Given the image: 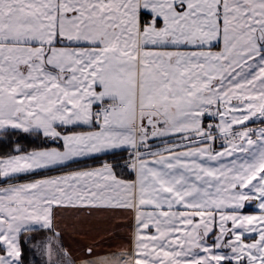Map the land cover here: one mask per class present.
Listing matches in <instances>:
<instances>
[{
  "label": "snow or ice",
  "instance_id": "1",
  "mask_svg": "<svg viewBox=\"0 0 264 264\" xmlns=\"http://www.w3.org/2000/svg\"><path fill=\"white\" fill-rule=\"evenodd\" d=\"M0 148V264H264V0H0Z\"/></svg>",
  "mask_w": 264,
  "mask_h": 264
},
{
  "label": "crops",
  "instance_id": "2",
  "mask_svg": "<svg viewBox=\"0 0 264 264\" xmlns=\"http://www.w3.org/2000/svg\"><path fill=\"white\" fill-rule=\"evenodd\" d=\"M158 143V142H154ZM89 159V158H85ZM103 163L97 165L83 166L79 168H94L100 167ZM67 171V170H66ZM59 172L51 173L50 175H58ZM134 178V176H133ZM79 220L85 224L86 234H76L71 228H64L65 225H70L76 223ZM131 214H121L120 218L112 219L110 213L93 211L91 216H88L87 210H83L80 213L76 212H58L57 213V223L64 228V243L71 247L74 251L78 250L81 246L92 243L93 239H99L97 236V231L100 232V236H103L105 241V246L100 248V251L107 250V246L120 245L126 241L130 240L131 225H132ZM116 225H125L127 227H116ZM105 229L111 230L115 233V236H108L105 234ZM28 235V234H26ZM36 236L38 239L41 238L40 233L31 234ZM29 261L31 262V257L26 253ZM39 260L40 257L35 258Z\"/></svg>",
  "mask_w": 264,
  "mask_h": 264
},
{
  "label": "trees",
  "instance_id": "3",
  "mask_svg": "<svg viewBox=\"0 0 264 264\" xmlns=\"http://www.w3.org/2000/svg\"><path fill=\"white\" fill-rule=\"evenodd\" d=\"M31 140H32V138L29 137V139L27 141L22 140L21 144L24 147H26L28 149H31L32 147L35 146L34 144L31 143ZM5 150L6 149L0 148V152L5 151ZM124 155L126 156L127 153H124ZM106 159H109V157L100 156V158L98 160L97 159H93V158L84 159L79 165H74L73 168L101 164V163H104V161ZM52 173H54V172H52ZM49 174H51V173H49Z\"/></svg>",
  "mask_w": 264,
  "mask_h": 264
},
{
  "label": "built area",
  "instance_id": "4",
  "mask_svg": "<svg viewBox=\"0 0 264 264\" xmlns=\"http://www.w3.org/2000/svg\"><path fill=\"white\" fill-rule=\"evenodd\" d=\"M219 146V145H218Z\"/></svg>",
  "mask_w": 264,
  "mask_h": 264
}]
</instances>
